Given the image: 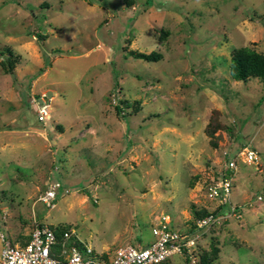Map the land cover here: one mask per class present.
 <instances>
[{
	"label": "rangeland",
	"instance_id": "374dc122",
	"mask_svg": "<svg viewBox=\"0 0 264 264\" xmlns=\"http://www.w3.org/2000/svg\"><path fill=\"white\" fill-rule=\"evenodd\" d=\"M243 45L264 53V0H0V232L44 223L107 258L215 210L204 185L229 155L239 215L201 231L198 264H264V85L228 69ZM53 180L68 191L47 207Z\"/></svg>",
	"mask_w": 264,
	"mask_h": 264
},
{
	"label": "built area",
	"instance_id": "2783aa9c",
	"mask_svg": "<svg viewBox=\"0 0 264 264\" xmlns=\"http://www.w3.org/2000/svg\"><path fill=\"white\" fill-rule=\"evenodd\" d=\"M34 108L38 121L49 118L45 94L36 97ZM239 153L244 161L250 162L256 157L254 150L246 146ZM236 169L235 157L227 155L219 173L204 185L205 195L215 201L216 208L222 206L221 210L197 216L189 229H176L170 225L168 218L161 216L151 226V241L143 245L127 243L117 246L110 256L102 258L88 244L82 243V247L78 248L74 240L67 241L71 231L63 230L57 239L54 228L38 223L22 243L12 242L0 232V264H158L174 254L181 255L187 264H198L197 238L201 231L224 214L239 215L237 207L230 202L231 181ZM58 189L60 193L67 192L68 186L58 180L50 181L37 199L50 207Z\"/></svg>",
	"mask_w": 264,
	"mask_h": 264
},
{
	"label": "trees",
	"instance_id": "16d2710c",
	"mask_svg": "<svg viewBox=\"0 0 264 264\" xmlns=\"http://www.w3.org/2000/svg\"><path fill=\"white\" fill-rule=\"evenodd\" d=\"M8 53L11 52L10 49L6 50ZM129 53L136 57H141L146 60H155L160 57V53L157 51H149V52H139L135 50H129ZM5 65L9 66L11 64V60L9 56H5L3 59ZM229 74L233 79L238 80H246L250 77H257L264 85V53L254 50L248 46H238L232 49L229 57ZM264 96V93H263ZM222 206H218L212 212H216L221 210ZM207 213L206 210L202 212H197V216L203 215ZM63 231V230H62ZM60 229L54 228L55 236L57 239L61 236ZM74 244L81 248L82 244L79 240L74 239ZM58 247V243L55 248ZM203 264H207L203 260Z\"/></svg>",
	"mask_w": 264,
	"mask_h": 264
}]
</instances>
